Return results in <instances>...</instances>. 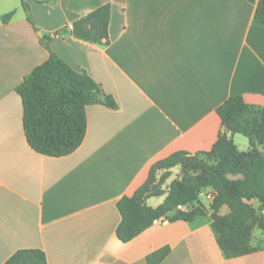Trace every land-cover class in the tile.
Here are the masks:
<instances>
[{"label":"crops","instance_id":"obj_1","mask_svg":"<svg viewBox=\"0 0 264 264\" xmlns=\"http://www.w3.org/2000/svg\"><path fill=\"white\" fill-rule=\"evenodd\" d=\"M26 1L34 25L21 0H0V264L23 249L42 250L48 264H147V256L164 247L171 252L161 264H264V245L227 259L211 214L193 222L161 219L129 243L116 233L122 219L117 203L146 182L155 162L177 152H209L222 135L240 152L250 150L249 141L225 130L216 110L236 95L264 108L257 3ZM105 5L109 44L76 39L69 27ZM44 36H56L52 51L87 72L118 104L117 110L88 106L83 144L61 158L29 146L16 92L48 60ZM165 198L147 203L156 208ZM252 246L258 245L252 240Z\"/></svg>","mask_w":264,"mask_h":264},{"label":"trees","instance_id":"obj_2","mask_svg":"<svg viewBox=\"0 0 264 264\" xmlns=\"http://www.w3.org/2000/svg\"><path fill=\"white\" fill-rule=\"evenodd\" d=\"M21 1L34 25L29 4ZM246 1L257 3L254 25L264 27V0ZM12 16L13 13L3 16V22L7 23ZM110 18V6H102L74 22L71 33L84 42L108 45ZM55 37L41 39L49 58L24 79L16 92L23 103V125L29 146L38 154L61 158L73 154L83 144L88 106L100 104L117 110L118 104L87 72L74 70L52 51L50 42ZM216 113L231 136L248 139L250 150L240 152L232 138L222 135L209 152L196 155L177 152L155 162L146 182L132 196L117 203L122 219L116 233L122 243L131 242L161 219L193 222L206 216L203 209L188 208L199 200L204 189L211 188L218 193L211 213L212 228L224 256L235 259L262 249L252 246V236L255 222L264 232V218L258 217L250 201L258 200L264 211V153L260 150L264 145V108L251 106L242 95H236L218 107ZM176 167L183 170L182 178L165 188ZM194 171L199 174H189ZM165 195L158 207L148 205L149 199ZM224 207L229 213L221 215ZM170 252L169 247L155 251L147 256V264H161ZM5 264H48V261L42 250L23 249Z\"/></svg>","mask_w":264,"mask_h":264},{"label":"rangeland","instance_id":"obj_3","mask_svg":"<svg viewBox=\"0 0 264 264\" xmlns=\"http://www.w3.org/2000/svg\"><path fill=\"white\" fill-rule=\"evenodd\" d=\"M238 137H239V139H242L244 141H248V139L242 135H238ZM200 158H202V157L200 156ZM189 174L193 175V176H197L199 174V171L190 172ZM172 175L173 176L168 180V182L164 186L165 188L167 186H169L173 180H175V179L180 180L183 176V170L179 167V169L176 170V172H174V174H172ZM231 178L236 179L238 177H231ZM206 191H208V190L204 189L202 192H204L206 195L207 194ZM212 194H213V192H212ZM217 199H218V193L217 192H216V194H213L212 199L210 201H207L204 196L203 197L199 196V200L196 203H194L193 205H191L188 209L190 210L192 208H200V209H203L207 215L211 214L213 212L212 208L215 205V203L217 202ZM250 204L256 209L258 217L263 219L264 218V211L262 209V205L260 204V202L258 200H253V201H250ZM252 240L254 241V243L256 245H258L256 247H262L264 245V232L259 227L258 222L254 223V231H253Z\"/></svg>","mask_w":264,"mask_h":264},{"label":"built area","instance_id":"obj_4","mask_svg":"<svg viewBox=\"0 0 264 264\" xmlns=\"http://www.w3.org/2000/svg\"><path fill=\"white\" fill-rule=\"evenodd\" d=\"M69 28H70V30H72L73 26H70ZM206 190H208V191H206L207 194L205 195L204 192H201L200 196H202V197L204 196L207 201H210L212 199L213 194H216V192L213 189H211V188H207ZM212 192H213V194H212ZM179 208L181 210H185L186 209L185 207H179Z\"/></svg>","mask_w":264,"mask_h":264},{"label":"water","instance_id":"obj_5","mask_svg":"<svg viewBox=\"0 0 264 264\" xmlns=\"http://www.w3.org/2000/svg\"><path fill=\"white\" fill-rule=\"evenodd\" d=\"M40 36L42 37V34L40 33Z\"/></svg>","mask_w":264,"mask_h":264}]
</instances>
